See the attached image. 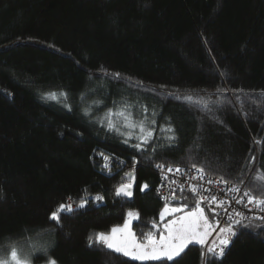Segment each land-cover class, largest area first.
<instances>
[{
    "label": "trees",
    "instance_id": "1",
    "mask_svg": "<svg viewBox=\"0 0 264 264\" xmlns=\"http://www.w3.org/2000/svg\"><path fill=\"white\" fill-rule=\"evenodd\" d=\"M112 156L135 171L104 173ZM158 165L261 196L264 0H0V258L16 247L31 264H212L197 244L138 262L95 242L129 212L137 240L159 234ZM129 173L131 201L115 195ZM66 199L76 208L60 212ZM243 223L215 264H264V222Z\"/></svg>",
    "mask_w": 264,
    "mask_h": 264
},
{
    "label": "snow or ice",
    "instance_id": "2",
    "mask_svg": "<svg viewBox=\"0 0 264 264\" xmlns=\"http://www.w3.org/2000/svg\"><path fill=\"white\" fill-rule=\"evenodd\" d=\"M119 77V74H116ZM52 99H56L55 94H49ZM63 95V93L61 94ZM187 101L191 102V97L185 98ZM205 107H207L205 105ZM69 110H71L69 108ZM87 115V112L85 113ZM112 113H109L111 116ZM119 115H123V113H119ZM109 130H112L114 125L111 119L108 121ZM141 131L144 129L141 127ZM167 131L171 132L172 129L168 128ZM151 131L147 132V137H151ZM169 141H174L175 136L166 137ZM142 142L146 143L147 138L142 140ZM259 143V141H258ZM136 148H140V144L135 145ZM157 167L163 168V165H158ZM171 172L172 169L169 168ZM177 172H180L181 169L177 168ZM197 171H201L202 169H197ZM254 181L259 182L258 184L254 183V188L261 191V196L257 197L253 191H244L243 197L236 200L237 203H243L244 197L247 198V205L255 204L260 211L264 212V174H258L254 178ZM128 185H122L120 188H117L116 194L120 196L121 194L124 196H130L131 193L127 190ZM147 187V185H145ZM143 190V189H142ZM234 192L240 191L239 188L231 189ZM193 193L196 192L195 188H192ZM96 200H101L102 197H95ZM202 199H209L207 197H202ZM216 200L215 196L210 198V201L214 202ZM87 201L82 200L79 204V207H84ZM246 205V206H247ZM219 206V204L217 205ZM68 212L72 211L71 205L61 204L59 206V211L63 212L64 210ZM169 211L168 207L165 206V210L161 212V218ZM172 211H179V209H172ZM251 211V209H249ZM133 214L129 212V216L131 217ZM236 216L242 217L243 213L236 212ZM50 220L56 221V223H60V217L58 212H52ZM256 220H261L264 222V217H254ZM201 220L205 222L207 225V219L204 217L203 209L200 207V202L198 201L196 204V208L188 214L186 217H181L179 221H171L168 224H165L166 235L163 233L159 234V239H156L153 233L149 232L143 241L137 242L134 237V234L131 232L129 228V221H125L123 227H114L111 229V234L106 235L104 233H97L95 236V242L97 244H103L106 248L112 250L115 253L122 254L125 257H129L135 261H173L176 257L180 256L182 252H184L185 248L188 247L189 244H199L203 246L206 242L207 231H199L201 227ZM234 225H241L243 227H249V224L243 223L242 220H235L233 222L231 214H229V224L227 227H223L220 229V233L222 234L219 237L218 243L215 244L214 247H209L207 249V253L211 254V257L207 256L205 252H201L202 258L207 261L211 259L212 264H215V260H218L223 257L224 250L230 243L231 237L235 236L237 233L234 230ZM155 227V225H154ZM210 227V226H209ZM93 243V238L89 237V244ZM0 264H31L29 257H22L20 251L16 247H12L9 250L8 259L0 258ZM49 264H55L54 261H49Z\"/></svg>",
    "mask_w": 264,
    "mask_h": 264
},
{
    "label": "built area",
    "instance_id": "3",
    "mask_svg": "<svg viewBox=\"0 0 264 264\" xmlns=\"http://www.w3.org/2000/svg\"><path fill=\"white\" fill-rule=\"evenodd\" d=\"M105 163L106 166L103 171L108 175L114 173L119 168L118 171L122 168L128 169L125 163L118 162L110 157H105ZM169 168L172 169L171 172ZM177 168L175 166L157 167L160 180L155 190V195L160 201L162 208L171 205L173 209H179V211L175 212L193 211L196 208L197 202H200L204 217H206L207 223L212 228L211 234L203 245L204 252H207L209 247H214L218 243L219 237L222 235L220 229L227 227L229 224V214H231L233 222L235 220H242L243 222L261 221L254 219V217H264V212L260 211L255 204L247 205L246 197H244L243 203L236 202V200L243 197L245 191L243 186L211 177L203 171H197V169H181L180 172H177ZM192 188L196 189L195 193H193ZM233 188H239L240 191L234 192L231 190ZM212 196L216 197L214 202L210 201ZM202 197L209 199H202ZM218 204L219 206H217ZM72 209L75 208L72 207ZM236 212L243 213V216H236ZM236 226L234 225V230L237 233ZM236 236L237 234L231 237L230 243L225 248L224 253L228 250Z\"/></svg>",
    "mask_w": 264,
    "mask_h": 264
},
{
    "label": "crops",
    "instance_id": "4",
    "mask_svg": "<svg viewBox=\"0 0 264 264\" xmlns=\"http://www.w3.org/2000/svg\"><path fill=\"white\" fill-rule=\"evenodd\" d=\"M168 207V209H169V211L164 215V217L163 218H161V215H159V217H158V219H160L161 220V222H162V224L165 226V224H168L169 222H171V221H179L180 220V218L181 217H186V216H188V214L190 213V212H192V211H182V212H175V211H172V209H173V207L170 205V206H167ZM165 210V208H162L161 209V212H163ZM161 212H160V214H161ZM133 215L130 217V216H128V219L126 220V221H129V228H130V230H131V232L134 234V232H133V229H132V225L134 224V223H136V222H139L140 221V219H139V216H138V214H136V213H132ZM201 227H200V229H199V231H207V236H206V239H207V237L211 234V231H212V228H211V226H210V224L209 223H207V225H205V222L203 221V220H201ZM125 224V223H124ZM123 224V225H124ZM123 225L122 226H120V227H123ZM164 226H162V233L163 234H167L166 233V231H165V227ZM210 226V227H209ZM111 234V231H110V233L109 234H107V235H110ZM134 237H135V234H134ZM135 239H136V237H135ZM156 239H159V236L158 237H156ZM137 240V239H136ZM137 242H140V241H138L137 240ZM190 245V244H189ZM197 245H199V244H197ZM201 246V245H200ZM110 250V249H109ZM202 250H203V246H202ZM110 251H112V250H110ZM117 254H119V253H117ZM122 255V254H121ZM127 258H129V257H127ZM130 259V258H129ZM132 260V259H131ZM135 261V260H134ZM138 262H147V261H138Z\"/></svg>",
    "mask_w": 264,
    "mask_h": 264
},
{
    "label": "rangeland",
    "instance_id": "5",
    "mask_svg": "<svg viewBox=\"0 0 264 264\" xmlns=\"http://www.w3.org/2000/svg\"><path fill=\"white\" fill-rule=\"evenodd\" d=\"M112 122H113V120H111ZM138 141H140V142H142V140H144V139H137ZM110 158H112V159H115L116 161H118V162H123V163H126V162H124V160H122L121 158H118V157H115V156H112V157H110ZM127 167H128V169L129 168H131V169H133L134 171H135V169H136V167H137V165L135 164V165H126ZM115 169V168H114ZM120 169V168H119ZM119 169H117L115 172H117ZM180 212H182V211H180ZM154 223V225H155V227H154V232L155 231H160L159 232V234L160 233H162V226H164L163 224H162V222H161V220L160 219H158L157 218V220L156 221H154L153 222ZM212 232V231H211ZM159 234L158 235H155V234H153L154 236H155V238L156 237H158L159 236ZM139 241V240H138ZM141 241H143V240H141ZM140 241V242H141ZM9 254V253H8ZM8 254H7V256L5 257V258H3V259H8ZM21 256L22 257H29V259H30V257H31V253L29 252V250H28V254H25L23 251H21ZM46 264H49V262L48 263H46Z\"/></svg>",
    "mask_w": 264,
    "mask_h": 264
},
{
    "label": "water",
    "instance_id": "6",
    "mask_svg": "<svg viewBox=\"0 0 264 264\" xmlns=\"http://www.w3.org/2000/svg\"><path fill=\"white\" fill-rule=\"evenodd\" d=\"M126 178L130 180L129 185H128L129 187L127 190L131 193V195L130 196H124L121 194L119 197L126 199L128 201H131L133 199V194H134V189H135V180H134L132 173H129ZM121 186H119L118 188H120ZM115 195L117 196L116 191H115Z\"/></svg>",
    "mask_w": 264,
    "mask_h": 264
},
{
    "label": "bare ground",
    "instance_id": "7",
    "mask_svg": "<svg viewBox=\"0 0 264 264\" xmlns=\"http://www.w3.org/2000/svg\"><path fill=\"white\" fill-rule=\"evenodd\" d=\"M106 166V163H105V161H104V167ZM129 171V170H128ZM133 174V173H132ZM128 175V174H127ZM127 175L125 176V180H126V184L125 185H128V183H129V179H127L126 177H127ZM121 178V177H120ZM159 185V184H158ZM241 186H243L244 187V185H241ZM158 187V186H157ZM157 189V188H156ZM155 189V190H156ZM154 194H155V191H154ZM156 196V195H155ZM117 197H119V196H117ZM121 198V197H120ZM157 198V197H156ZM121 199H123V198H121ZM97 203V202H96ZM64 205H71L72 207H74V208H76V206H75V204H74V202L72 201V200H70V199H66L65 200V203H64ZM64 211H66V212H68L66 209L64 210ZM246 222V221H245ZM204 252V251H203ZM226 253V252H225ZM224 253V254H225ZM205 254L206 255H210L211 256V254H209V253H207V252H205Z\"/></svg>",
    "mask_w": 264,
    "mask_h": 264
},
{
    "label": "clouds",
    "instance_id": "8",
    "mask_svg": "<svg viewBox=\"0 0 264 264\" xmlns=\"http://www.w3.org/2000/svg\"><path fill=\"white\" fill-rule=\"evenodd\" d=\"M128 185H129V183H128Z\"/></svg>",
    "mask_w": 264,
    "mask_h": 264
}]
</instances>
